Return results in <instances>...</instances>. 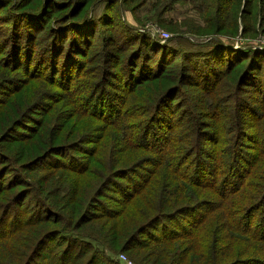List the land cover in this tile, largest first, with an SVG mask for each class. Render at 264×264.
Returning <instances> with one entry per match:
<instances>
[{
	"label": "trees",
	"instance_id": "trees-1",
	"mask_svg": "<svg viewBox=\"0 0 264 264\" xmlns=\"http://www.w3.org/2000/svg\"><path fill=\"white\" fill-rule=\"evenodd\" d=\"M93 1L0 0L32 46L0 38V264H126L107 246L147 251L148 264H264V50L238 52L248 62L231 84L236 52L214 43L227 70L201 80L197 64L169 69L188 59L169 38L119 22L114 5L140 0L77 18ZM225 2L201 9L218 31ZM63 9L74 20L49 23ZM40 37L50 56H34Z\"/></svg>",
	"mask_w": 264,
	"mask_h": 264
},
{
	"label": "rangeland",
	"instance_id": "rangeland-1",
	"mask_svg": "<svg viewBox=\"0 0 264 264\" xmlns=\"http://www.w3.org/2000/svg\"><path fill=\"white\" fill-rule=\"evenodd\" d=\"M34 1V7L36 8H40L41 5L46 4V0ZM209 1L211 2V0ZM253 1L254 3L251 5L247 4V0H229V2H225L223 6L225 8L228 7L229 22L225 29L219 31L216 23H211L215 26V28H213L208 22H206V18L215 16V12L212 7L210 13L204 15V12L201 11L204 0H194L192 3L188 0H179L175 3H173V0H140V7L135 12L131 11L129 7L119 1L114 5L113 10L116 12L115 14L123 26L126 25L136 28L143 34L148 33V30H150V35L152 34L151 36L155 37L156 40H160V42L161 39L164 38L163 36H165L164 33H167L171 45L175 46L179 52L184 51L187 53L188 59L184 61H182L181 53L180 55L178 54L175 59L172 57L169 65V69L171 70H179L183 63L187 65L191 64V67L195 68L197 64L199 71H202L199 73L198 70H196L197 76L199 79L204 80L206 78H211L209 75H215L217 73L221 75L227 70V64H221L217 58L210 59V52L214 48V43L220 44L223 48H228L231 52H236L234 55L238 59H232L233 63L230 68V73L228 76L224 77L229 83L233 84L238 81L248 62L242 60L239 57V54L242 53L238 54V52L243 49H249L251 50L250 52L261 53L264 50V1L261 5L259 2L260 0ZM5 9L6 8H0V15L3 16V21H0V38L7 36L9 33L16 36L18 32H21L19 38L22 39V44L25 47V54L28 56L32 50V46L26 41L30 38L26 32L28 29L24 26L16 27L12 21L10 23L5 22L6 24H4V20H8L7 14L4 13ZM105 9L106 4L104 0H96L91 2L90 5L86 7L79 16H77V18H81L88 14V16H92L94 19H98L103 15ZM245 10L249 13H244ZM65 11L66 9H63L62 11H55V13H52L48 18L49 23H58L57 18L59 17H62V19L70 17L69 19L74 20L72 15L64 17L63 14H65ZM259 12H261L260 15ZM100 28L103 29L104 27ZM113 29L118 33L125 32L124 27H120L116 23L111 24L107 30L112 32ZM31 30L34 29L32 28ZM7 31L8 33L4 35V32ZM157 36L161 39H157ZM39 39L40 43L37 44L36 41L37 45H35V51L33 52L34 56H39L40 52H42L41 50L48 51V56H50L52 47L49 44L51 41H48L45 44L44 41L46 38L40 37ZM97 39H100L99 35H97ZM14 48L15 45H11L10 52H13L15 50ZM215 50L219 49H214V51ZM216 52L218 51H215V53ZM243 52L245 51L243 50ZM263 56L264 55H262L261 59L263 62V69L260 73V82L255 86L262 91H264ZM208 64L213 68L211 71L205 70ZM219 69H221V72ZM253 79L254 78L251 79L252 82ZM255 87H248L246 89L247 94L251 96H260V93L255 91ZM224 94L225 93H222L220 97H223ZM224 103H226L227 106H230V103L226 101ZM229 116L233 118L235 116V110H232V112L229 113ZM188 118H190V116ZM230 136V133L227 135L222 133V140H228ZM31 147L35 148L36 144L31 145ZM19 150L21 153L25 152L29 150V145L25 148H19ZM85 230L91 231L89 229ZM145 252L147 251H134L132 255L129 252L122 251L120 248L114 247L110 249L108 246L104 248V253L112 254L113 256L118 255L122 263L131 260L133 264H148L147 261H145ZM122 254L126 256V259L122 257ZM135 255L136 257H134Z\"/></svg>",
	"mask_w": 264,
	"mask_h": 264
},
{
	"label": "built area",
	"instance_id": "built-area-1",
	"mask_svg": "<svg viewBox=\"0 0 264 264\" xmlns=\"http://www.w3.org/2000/svg\"><path fill=\"white\" fill-rule=\"evenodd\" d=\"M164 35H165V36H163L164 38H162L163 40H166V39L169 38L167 33H164ZM122 257H123L124 259H126V256L123 255V254H122ZM126 264H133V263H132L131 260H128V261H126Z\"/></svg>",
	"mask_w": 264,
	"mask_h": 264
}]
</instances>
